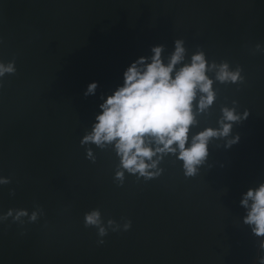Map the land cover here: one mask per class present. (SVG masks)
I'll return each instance as SVG.
<instances>
[{"label": "water", "instance_id": "water-1", "mask_svg": "<svg viewBox=\"0 0 264 264\" xmlns=\"http://www.w3.org/2000/svg\"><path fill=\"white\" fill-rule=\"evenodd\" d=\"M175 39L186 59L199 49L242 68L243 83H214L210 114L190 131L217 127L221 107L236 101L249 110L233 126L239 142L213 140L194 177L169 155L159 177L125 173L118 186L115 152L90 145L93 163L80 140L126 68L152 46L167 57ZM12 60L16 74L0 78V177L11 178L0 185V215L37 205L44 214L0 222V264H260L240 200L264 183V0H0V62ZM91 82L98 88L86 97ZM96 208L105 224L131 228L98 244L84 226Z\"/></svg>", "mask_w": 264, "mask_h": 264}, {"label": "clouds", "instance_id": "clouds-1", "mask_svg": "<svg viewBox=\"0 0 264 264\" xmlns=\"http://www.w3.org/2000/svg\"><path fill=\"white\" fill-rule=\"evenodd\" d=\"M261 50V45H256ZM150 56H141L123 72V82L110 95H101L102 103L90 131L80 140L86 147V158L95 163L96 156L90 145L101 150L111 149L119 158L114 173V182L122 186L125 173L135 175L139 181L157 178L163 169L159 167L166 156L172 155L182 161L185 177H194L209 156V145L213 140H224V147L231 148L239 142V135L231 136L233 126L246 120L249 110L243 113L233 107L223 106L217 120V127H205L190 136L194 126H198V115H209L217 98L213 85L238 84L244 82L242 68L234 70L226 61L211 63L202 50L187 58L183 39L174 40V51L163 55L165 45L152 46ZM15 60L0 62V78L15 75ZM208 73L214 74V79ZM98 82L88 84L84 95H95ZM11 183V178L0 177V185ZM14 195L15 191L11 190ZM240 205L245 209L243 224L259 238V250L264 251V183L249 188L242 194ZM43 209L37 205L31 213L26 209H9L0 215V222L9 218L23 225L36 222ZM84 226L97 229L102 239L112 232L128 231L131 221L121 225L113 219L106 224L99 208L84 214Z\"/></svg>", "mask_w": 264, "mask_h": 264}, {"label": "crops", "instance_id": "crops-1", "mask_svg": "<svg viewBox=\"0 0 264 264\" xmlns=\"http://www.w3.org/2000/svg\"><path fill=\"white\" fill-rule=\"evenodd\" d=\"M260 264H264V259L261 260Z\"/></svg>", "mask_w": 264, "mask_h": 264}, {"label": "trees", "instance_id": "trees-1", "mask_svg": "<svg viewBox=\"0 0 264 264\" xmlns=\"http://www.w3.org/2000/svg\"><path fill=\"white\" fill-rule=\"evenodd\" d=\"M262 260V259H261ZM261 260H260V262H261Z\"/></svg>", "mask_w": 264, "mask_h": 264}, {"label": "rangeland", "instance_id": "rangeland-1", "mask_svg": "<svg viewBox=\"0 0 264 264\" xmlns=\"http://www.w3.org/2000/svg\"><path fill=\"white\" fill-rule=\"evenodd\" d=\"M262 259H264V258H262Z\"/></svg>", "mask_w": 264, "mask_h": 264}]
</instances>
